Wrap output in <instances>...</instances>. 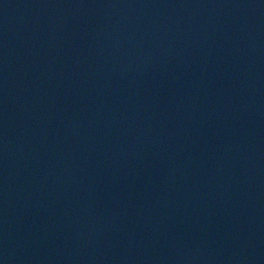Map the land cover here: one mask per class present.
I'll list each match as a JSON object with an SVG mask.
<instances>
[{"label": "water", "instance_id": "obj_1", "mask_svg": "<svg viewBox=\"0 0 264 264\" xmlns=\"http://www.w3.org/2000/svg\"><path fill=\"white\" fill-rule=\"evenodd\" d=\"M0 264H264V0H0Z\"/></svg>", "mask_w": 264, "mask_h": 264}]
</instances>
